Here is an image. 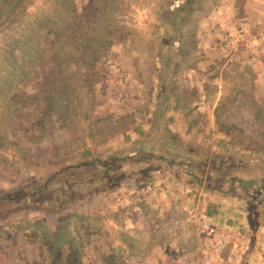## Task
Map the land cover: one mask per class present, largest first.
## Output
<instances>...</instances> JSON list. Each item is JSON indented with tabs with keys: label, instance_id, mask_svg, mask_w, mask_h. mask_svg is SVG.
<instances>
[{
	"label": "rangeland",
	"instance_id": "rangeland-1",
	"mask_svg": "<svg viewBox=\"0 0 264 264\" xmlns=\"http://www.w3.org/2000/svg\"><path fill=\"white\" fill-rule=\"evenodd\" d=\"M70 1L0 0V16L13 17L0 27V264H208L207 254L178 252L201 249V230L182 209L159 205L168 184L150 186L160 180V161L128 159L151 128L130 133L168 96L186 123L183 105L200 94L209 105L221 101L215 119L230 120L225 105L255 78L234 62L223 79L224 60L247 50L252 56L256 47L264 55L254 42L264 39L255 37L261 28L244 30L246 19L260 18L264 0H72L84 5V23L99 17L102 31L64 27ZM210 69L223 78L209 80ZM225 88L232 90L226 97ZM250 101L232 122L263 140L264 128L245 124L246 111L264 120V109ZM234 130L244 146H256ZM146 146L162 155L174 150ZM161 231L183 240L161 241Z\"/></svg>",
	"mask_w": 264,
	"mask_h": 264
},
{
	"label": "crops",
	"instance_id": "crops-1",
	"mask_svg": "<svg viewBox=\"0 0 264 264\" xmlns=\"http://www.w3.org/2000/svg\"><path fill=\"white\" fill-rule=\"evenodd\" d=\"M84 10V5L80 7L71 0L67 5L70 21L64 27H84L85 24L100 27V29L104 27L99 17L93 23H84L81 20ZM255 10L257 11V8ZM259 11L255 15L260 18L256 19L255 23L249 19L244 21L246 26L244 30H249L248 26L252 24L256 28H261L260 32H256L258 35L255 37L264 36V12ZM9 17L6 14L0 16V27L13 21L11 19L13 17ZM253 35L245 38L249 48L253 45ZM254 42L264 48V39H255ZM253 53L254 55L250 56L247 50L246 55L225 58L224 78L222 73L216 74L217 70L214 69H210L208 73L209 80L217 82L221 77L228 80V74L233 73L234 62L247 68V72L251 70L254 73L255 86L236 89L231 95L236 97V102L231 106L225 105V109L231 112L228 116L230 120L215 119L214 113L217 114L218 106H223L221 101L217 100L215 104L209 105L204 101L205 97L200 94L194 102L183 105L184 108L187 107L185 111L190 113L187 116L188 123H186L182 118L180 107L175 106L176 100L172 106L168 96L165 107L162 104L157 107L155 103L153 110L148 111L147 119L144 122H135L134 131L130 133L137 134L142 131L141 128H151L141 139L143 141L141 147L132 151L131 156L135 161L142 156L143 158L147 156L140 164L151 163L156 166L153 161H160V166L163 168L160 180H156L155 185L150 188L158 189L165 184L168 186L166 190H162L164 193H159L163 202L159 203L161 199L157 197L155 205L159 203L163 207L170 208V210L175 209L178 212L182 209V214L190 215V221L200 226L201 231L196 238L201 240V249L198 248L194 254L192 250L188 251L182 245L183 248H179L178 252L185 257L207 254L208 264H264V138L263 140L253 138L243 124L238 125L232 122L233 112L239 110V105L243 104V101L247 103L251 100V104L254 102L257 108L264 109L262 101L264 98V55L259 53V47L254 48ZM83 58L84 55L82 57L84 61L85 58ZM33 60L32 65L38 63L37 57ZM244 74L246 78L247 74ZM198 81L201 79L199 78ZM230 89L225 88L223 93L220 92L221 96L226 97L227 93L232 92ZM160 98L162 100L164 96L161 95ZM244 104L241 105L242 108ZM206 113H208L207 118L199 120ZM159 115H161L160 120ZM245 115L250 118V121L245 122L246 126L249 123H255L257 128H264L263 117L254 119L247 111ZM171 116L174 121H171ZM163 126L170 130V135L166 134L169 132L163 135L165 132ZM234 129L247 136V144L250 142L256 146H244L246 140L234 135ZM158 142L172 144L174 150L162 155L154 151V147L149 146L148 149L144 148L141 151L143 145ZM238 151L246 155L236 157ZM128 159L132 161L131 157ZM157 191H155L156 194ZM136 209L139 208L136 207ZM170 210L166 211L165 221L168 220ZM135 215L141 214L135 212ZM137 216L135 218L131 213L129 214L128 219L132 222L131 228L136 229L134 224L137 222L134 221L138 220ZM153 221L155 217L150 218V222L153 223ZM160 222L163 224L162 218ZM160 236L161 241H172L175 236L177 242L183 240L172 233L164 235L163 231ZM178 244L181 246L182 243Z\"/></svg>",
	"mask_w": 264,
	"mask_h": 264
},
{
	"label": "trees",
	"instance_id": "trees-1",
	"mask_svg": "<svg viewBox=\"0 0 264 264\" xmlns=\"http://www.w3.org/2000/svg\"><path fill=\"white\" fill-rule=\"evenodd\" d=\"M160 116H161V115H159V117H160ZM144 148L148 149V148H147V146H143V149H144ZM147 151H148V150H147ZM146 157H147V156H146ZM146 157H144V158H143V157H141V158L139 159V161H141V162H142V161H143V160H144ZM113 158H114V157H113ZM131 158H133V157H131Z\"/></svg>",
	"mask_w": 264,
	"mask_h": 264
}]
</instances>
